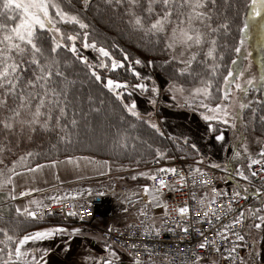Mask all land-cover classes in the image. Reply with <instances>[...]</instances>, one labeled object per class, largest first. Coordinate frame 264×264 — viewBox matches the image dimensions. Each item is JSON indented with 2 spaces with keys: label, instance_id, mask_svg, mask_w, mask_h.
I'll list each match as a JSON object with an SVG mask.
<instances>
[{
  "label": "snow or ice",
  "instance_id": "obj_1",
  "mask_svg": "<svg viewBox=\"0 0 264 264\" xmlns=\"http://www.w3.org/2000/svg\"><path fill=\"white\" fill-rule=\"evenodd\" d=\"M112 3L113 0H107ZM127 7L125 15L128 17L126 23L134 33H140L143 37L149 38L154 45H162L161 50L168 54V59L163 63L173 67L177 79L169 81L168 91L173 94V99L177 101V107H188L193 110L202 109L201 117L206 122L216 121L223 124L231 123L233 128L236 127L235 121L242 119L240 112L248 105L239 102L238 111H233L237 105V97L233 91V85L236 92L245 93V88L240 82V77L245 75L247 71L241 68L238 73L233 69H229L226 76L222 77L223 87L216 84L218 77V37L221 29L227 31L228 24L222 23L214 26L212 11L216 7L217 0H126ZM117 5H124L125 0H115ZM90 6V0H83V9L87 10ZM71 7V0H69ZM139 8L140 11L136 9ZM252 16H261L264 14V0H252L251 3ZM88 24L81 19L76 12L66 10L61 0H0V111L4 113L0 116V127L6 133L19 132L28 134V139L39 129L44 133L54 134L56 143L51 144V148L59 151L58 145L63 144L65 149L74 144L73 137H79L80 121L77 116L80 114L77 108L76 100L72 95L75 85L74 80H70L65 71L68 61L60 58V52L66 51L80 63L84 64L92 78L99 82L112 93L115 98L120 101L124 110L137 120H141V114L137 111L135 101L131 104L125 103L121 91L129 88L127 81L121 82L118 79L107 78L106 81L95 69L110 68L111 71L125 68L127 71L138 79H151V77H141V73L136 71L134 65H142L143 61L139 58L134 60L123 49H120L122 58L117 59L113 53L104 46H98L95 40L88 42L89 33L84 31L81 33L78 29H87ZM245 30L248 25L245 24ZM83 39L82 47L92 48L98 52V64L93 65L88 62L86 56L79 54L77 41ZM243 41H241V44ZM115 47V45H114ZM236 53L241 51L240 47L234 49ZM222 54L219 59H222ZM247 59V56L245 57ZM148 65L153 63L149 60ZM236 63L235 60L232 61ZM199 66L200 70H197ZM181 78H186V82H181ZM256 77L250 76L246 83L251 85ZM259 80L264 82V74H261ZM150 89L152 96L150 103L157 102L155 97L159 94L160 89L152 82ZM132 87L139 89L142 93L149 91L146 83H136ZM131 93H129L130 95ZM183 101L182 103L180 101ZM91 107L93 99L88 97ZM103 100L100 101L102 105ZM71 109V114H70ZM91 111L99 112L100 109L91 107ZM255 110H253L254 114ZM87 115V114H85ZM123 119V117H121ZM260 120L264 122V115L260 116ZM156 132H160L159 127L155 123L145 121ZM91 130L90 126H87ZM135 127V125H131ZM212 130V124L208 125ZM216 140H223L224 136L221 132L215 137ZM129 136L125 132L116 133L112 140V148L116 150H127ZM133 147H135L133 145ZM151 147V146H149ZM193 148L196 146L193 144ZM245 152L247 148L245 147ZM239 156L240 153H236ZM261 157H264V149L261 150ZM40 153L28 151L11 162V166L4 164L0 159V191L7 189L4 198L15 201L17 196L30 197L33 192H44L46 189L38 187L22 188L18 193L17 181L21 178L25 180L30 176L33 180L38 172H42L45 168L56 169L61 165L65 167L80 168L84 165L98 166L99 169L107 168L111 171L108 161H97L89 156H74L66 154L63 160L50 159L47 163H35L29 166V161L34 157H39ZM156 156L163 157L164 153L156 149ZM249 168L253 164H261L264 171V161L251 159ZM139 163V161H137ZM212 167L219 168L220 165L213 164ZM227 169V165L224 166ZM18 169H20L18 171ZM175 168H160L153 172H139L137 175L146 177L154 183L143 185L142 191L147 201H141L143 207L139 210L141 216H147L145 209L149 204L155 207L161 206L159 201L160 190L170 187L167 182V174H175ZM194 172L200 176L205 175L200 168L194 169ZM99 175H105L104 171H99ZM157 174L165 177L159 180L158 185L155 183ZM237 175L247 180L248 176L243 171H237ZM257 172H252V176H256ZM55 178L59 180V176ZM136 175L132 176L135 180ZM181 181H185L187 177L181 175ZM195 182V181H194ZM45 183H47L45 181ZM200 184H208V180H199ZM216 195H222L212 188ZM82 193L77 192L75 195H54L44 199L32 198L28 204L16 206L14 209V222H6L5 226L0 227V264H50L49 257L52 253L51 247H35L37 242L51 240L58 235L67 234L69 238L80 235L79 228L69 229L63 226H53L36 229L31 232L19 234V224L23 221H42L46 216H52L56 213L46 211L50 205L62 204L65 199L75 200L76 196ZM88 194L92 195L91 189ZM99 196L105 195L103 192L96 193ZM137 195L136 193L132 194ZM239 196V192L233 193V200ZM48 200L46 204L44 200ZM125 200L131 203V197L126 196ZM210 204L216 203L213 197ZM75 205H73V208ZM165 214H167V205H163ZM229 211L232 209V203L224 205ZM204 217L212 215V211L205 205ZM223 210V209H221ZM128 211L127 208L124 209ZM181 217L189 211L185 205L178 209ZM259 211V210H257ZM69 217L77 216L78 213L69 210L65 213ZM91 215V211L88 212ZM199 215V212H197ZM23 217V221L20 218ZM220 217L217 216L216 219ZM244 218V213L232 220L231 225L240 224ZM3 216L0 215V220ZM261 223L253 225L255 228H261L264 225V216H259ZM141 224L144 221L141 220ZM231 225H225L224 231H228ZM170 230V229H169ZM111 232L112 229L110 228ZM184 233L189 232V228L183 227ZM159 228L145 227L146 235H160ZM219 235V233H217ZM203 236L204 233H201ZM237 240H244V236L239 232H234ZM227 239L226 236L222 237ZM208 244H214V241L205 239L199 243L197 247L204 249ZM133 249L136 244H132ZM147 249V246H145ZM71 250L70 245H66L63 249L65 253ZM104 250L108 256L99 258L91 257V264H114L113 258L119 260L117 251L111 244L105 243ZM216 251H220L219 248ZM233 247L230 250L235 252ZM135 256L133 264H143L139 258V252L130 253ZM195 255V253H194ZM151 259V254L149 255ZM202 259L196 256V261Z\"/></svg>",
  "mask_w": 264,
  "mask_h": 264
},
{
  "label": "trees",
  "instance_id": "obj_2",
  "mask_svg": "<svg viewBox=\"0 0 264 264\" xmlns=\"http://www.w3.org/2000/svg\"><path fill=\"white\" fill-rule=\"evenodd\" d=\"M61 2L66 10L78 13L81 19L89 25L87 29H76L81 33L84 31L89 33L88 42L91 43L95 40L98 46L108 48L117 59L122 58L120 49H123L133 60L135 58L145 62L152 60L151 66L168 80V86L170 80L177 79L173 67L163 63L168 59V54L161 50L162 45H154L149 41V38L143 37L140 33L132 32L126 23L128 19L125 15L126 0L124 5H117L115 0L112 3H108L107 0H91L87 10L83 9L82 0H71V7H69V0H61ZM251 3L252 0H217L216 7L212 11L214 26L222 23L228 24L227 31L221 29L218 37V63L221 66L218 69L219 75L216 78V84L220 87H223L222 77L227 75L228 70L232 67V61L238 55L234 49L239 47L242 30L250 17ZM136 10L140 11L139 8ZM79 40H82V37ZM79 54L84 56L80 51ZM220 54H222V59H219ZM60 58L68 61L69 66L65 71L68 78L76 82L72 95L74 98H78L76 103L80 113L77 116L80 121L79 137L74 136V144L68 146L67 149L63 144L58 145L59 151L57 152L51 148V144L56 143L54 134L44 133L38 129L29 140L27 133L21 134L18 131L6 133L0 127V159L4 161V164L11 166L13 160L28 151L40 153L39 157H34L29 161V166H34L35 163H45L50 159L61 160L66 154L105 159L113 166L126 169L146 167L152 165L156 160L164 162L176 155L185 156L188 160H196L199 157L198 151L192 147L190 141L184 142L159 127L160 132L163 133L160 135L148 123H145V121H149L146 116L141 114L142 119L137 120L127 113L120 101L101 83L96 82L91 77L88 68L77 61L71 53L61 51ZM88 62L96 65L90 60ZM95 70L101 74L105 81L107 78L118 79L121 82L127 81L132 89H134L132 86L140 80L127 71L126 67L116 71L99 67ZM197 70H200L199 66H197ZM181 82H186V78H181ZM122 95L125 103L131 104L133 102L131 94L122 92ZM89 96L93 99L91 107L99 108V112L91 111L88 102ZM101 100L104 102L102 105L100 104ZM253 110H255L254 114ZM3 115L4 113L0 111V116ZM262 115H264V83L261 92L255 97L252 105L243 111V121L235 128L229 127L232 142L229 164L233 166L242 165L249 155H260L264 140V122L260 120ZM131 125H135V127H131ZM206 125L208 127L209 122H206ZM87 126H90L91 130H88ZM118 130L127 133L129 136L127 150L112 148V140ZM220 130L219 124L212 125V134L218 135ZM243 137L250 139L251 146L260 140L262 142L253 153L245 154L242 152V157L236 158V148L241 143L239 139L242 140ZM156 149L163 152L164 156L157 157ZM3 167L4 165H0V168ZM133 181L136 185L141 183L136 179ZM6 192L7 189L0 191V215L3 216V219L0 220V227L5 226L6 222H14L15 220V206L12 201L4 198ZM262 206H264L263 202L253 205L252 211L248 215L247 225L256 220L257 216H260ZM20 220L23 221V217ZM45 223L63 224L61 219L55 215L46 216L42 221H23L18 226L19 234L36 230ZM247 235L249 237L248 232Z\"/></svg>",
  "mask_w": 264,
  "mask_h": 264
},
{
  "label": "built area",
  "instance_id": "obj_3",
  "mask_svg": "<svg viewBox=\"0 0 264 264\" xmlns=\"http://www.w3.org/2000/svg\"><path fill=\"white\" fill-rule=\"evenodd\" d=\"M262 149H264V142ZM249 157L264 161L261 155H249L242 165L225 164L227 169L224 164L219 168L203 169L200 168L202 167L200 163L182 158H176L167 163L155 161L153 166L157 169L175 168L177 170L175 174L169 173L166 176L170 187L160 190L159 201L162 203L159 207V215L156 217L152 212L147 211L148 215L145 217L138 211L136 220L131 224L110 227L111 232L110 228L102 230L103 240L132 258L135 256L130 253L139 252V258L149 263L203 264L204 261H215L220 264H244L245 258L254 250V243L247 235L248 215L254 204L264 201V171L261 164H253L249 168L251 162ZM196 168H200L205 175L196 174L194 172ZM238 170L243 171L248 179L245 180L237 175ZM252 172H257V175L252 176ZM182 174L187 177L186 182L179 179ZM162 178L165 177L157 174L155 183L158 185ZM201 179L208 180L209 183L200 184ZM153 183L151 181V185ZM212 188L222 195L217 196ZM234 192H239V196L233 200ZM213 197L216 198V203L210 204L209 201ZM104 199V196L99 195L91 196L85 201L65 199L62 204L50 205L46 211L56 213L54 215L64 224L73 222L90 224L102 218L101 207ZM229 202L232 203L230 211L224 207ZM164 204L167 205V214H165ZM73 205H75L74 208ZM185 205L188 206L189 211L181 217L178 209ZM205 205L213 213L207 218L203 215L206 210ZM69 210L76 211L78 215L67 216L65 213ZM89 211L91 215H88ZM241 212L244 213V218L241 219L240 224L231 225L232 220ZM217 216L220 218L216 219ZM141 220L144 224H141ZM225 225H231L228 231H224ZM186 226L189 228L188 233L182 231V228ZM145 227L159 228L160 235H146ZM234 232H239L244 236V240H237L233 235ZM201 233L204 235L202 236ZM224 236L227 239H223ZM205 239L214 241V244H208L204 249L197 247ZM132 244H136L135 249L131 247ZM233 247L236 251L229 255ZM217 248L220 251H216ZM150 254L151 259H149ZM196 256L202 259L197 262Z\"/></svg>",
  "mask_w": 264,
  "mask_h": 264
},
{
  "label": "crops",
  "instance_id": "obj_4",
  "mask_svg": "<svg viewBox=\"0 0 264 264\" xmlns=\"http://www.w3.org/2000/svg\"><path fill=\"white\" fill-rule=\"evenodd\" d=\"M148 104L150 105L149 101ZM180 112L181 111L169 109L162 110L160 114V127L175 137L191 140L189 136L178 134L172 126L174 118L172 119L171 115L180 114ZM94 159L97 161H105V159ZM110 166L111 171H108L107 168L99 169L98 166L90 164L84 165L83 163L78 169L61 165L56 169L45 168L42 172L36 173L34 180L29 176L26 180L21 178L17 181V193L22 190V188L28 187H38L46 189V191L33 192L30 197L17 196V199L12 201L15 207L28 204V201L32 198L44 199L48 196L75 195L77 192H80L82 194L76 196L75 200L85 201L89 197L97 195L96 193L98 192L105 193L103 196L106 199V206L104 205V207L101 208L103 216L100 220L90 224L86 222H73L70 224L45 223L38 228L63 226L69 229V231L72 228H79L81 230L80 235L71 238H69L67 234L58 235L51 240H46L42 243L37 242V244L34 245L35 247L43 246L52 248L53 251L49 257L50 264H91V257H107L108 253L104 250V243L106 242L102 238V230L110 227L127 226L136 220L138 211L143 207L141 201H147V197L143 194L142 186H151V182L149 180L147 181L145 179L146 177L137 175L139 172H145L144 169H126L113 166L112 164H110ZM99 171H104L106 174L99 175ZM56 175L59 176V180L55 178ZM133 175L139 177L140 179L138 181H141V183L136 185L132 179ZM45 181L47 183H45ZM89 189H91L92 195L88 194ZM133 193L137 195L133 196ZM126 196L131 197V203L125 200ZM44 202L49 203L46 199ZM125 208L128 209L127 212L124 211ZM145 210L152 212L156 217L160 213V208L152 204H149ZM66 245L71 246V250L68 253L63 251ZM120 251H117L120 259L115 260V258H113L114 264H133L134 258L123 255L121 254L122 251ZM143 264L151 263L143 261ZM207 264L220 263L210 261V263Z\"/></svg>",
  "mask_w": 264,
  "mask_h": 264
},
{
  "label": "rangeland",
  "instance_id": "obj_5",
  "mask_svg": "<svg viewBox=\"0 0 264 264\" xmlns=\"http://www.w3.org/2000/svg\"><path fill=\"white\" fill-rule=\"evenodd\" d=\"M247 25H248L247 29L245 30L244 27L241 33V38L239 42V47L241 48V51L238 53L237 57L235 58L236 63L232 64L231 67V69H233L235 73H238V71L241 68L247 70L245 72V75L243 77H240V82L245 88L246 94L236 92L233 85V91L235 92V95L237 97V105L234 106L233 111L239 110L238 109L239 102H243L247 104L248 106L246 108H249L252 105L255 97L261 92L264 83L259 80L260 75L264 74V14H262L261 16L253 17L252 8H251L250 17L247 21ZM241 41H243L242 44ZM82 43H83V39L78 40L77 48L80 52L83 53L84 56L88 58V60L92 61L95 64H98V59H104L103 57H99L98 52L94 51L92 48H87V49L83 48ZM246 56L247 59H245ZM134 67L136 71L141 73V77H151V79H140L138 82V83L141 82L146 83L148 85L149 91L142 93L139 89L137 88L132 89L130 87L126 90L121 89L118 91L126 92L128 94L131 93L133 97V101H135L136 103L137 111L143 116H146L151 123L157 124L158 127H160L161 125L160 114L162 110L169 109L174 111L175 110L181 111L182 113L180 112V114L171 115L172 116L171 118L172 119L174 118L173 119L174 122L172 126L175 128L178 134L182 136L183 135L189 136V138L191 139V140L182 139L184 142L190 141L192 145L194 144L196 146L195 149L198 151L199 157L196 160H192V161H196L200 163L202 166L200 168L203 169L213 168L212 167L213 164H218L220 166L223 164L224 165L229 164L228 159L232 154V142H231V135L229 133V127H232L231 123L223 124L216 121L209 122L213 126H216V124H219L221 126L220 133L221 132L223 133L224 139L219 141L216 140L215 137L217 135L212 134L211 130H209V127H207L206 125V121H204L201 117V112L203 111L202 109L193 110L188 107H177V101L173 99V94L167 90L169 87L168 80L163 75L158 73L151 65H148V63L145 61H143L142 65H134ZM250 76L256 77V80L251 85L246 83V80ZM153 81H155V85L159 87L160 92L155 97L157 101L155 105L152 103H150L149 105L148 101H150V97L152 96L150 89L153 86L152 83ZM180 102L182 103L183 101L181 100ZM246 108H244L240 112L241 116ZM242 121L243 119H237L235 121L236 126H238ZM239 140L241 141V143L236 148V153L238 152L240 153V155L236 156V158H241L242 152H244L245 154L253 153V151H255V149L257 148V146L259 144L261 145L262 142L260 140V142L254 144V146H251V141L247 137L246 138L243 137L242 140L241 139ZM245 147L247 148V152H245ZM176 158L186 159L185 156L176 155L174 157L166 159V161L164 162L162 161L159 162L167 163ZM153 163L152 165L142 167L139 169H144L145 172L156 171L157 168L153 166ZM139 179L140 178L137 177L136 181H138ZM145 179L147 181L149 180L147 178ZM149 181L151 182V180ZM262 202L264 205V201ZM104 205L106 206V199H104V203L102 207H104ZM262 207L263 208L261 209L262 212L260 216H264V206ZM258 217L259 216H257V219L254 220L253 222H250V224L248 225V234H249V238L254 243V250L252 251L251 254H249L245 258L244 264H264V225H262V227L259 229L253 227L254 224L261 223ZM114 249L120 251L116 247H114ZM121 254L125 255L123 252H121ZM207 263L210 262L208 261L203 262V264H207ZM151 264H156V263H151ZM161 264H165V263H161Z\"/></svg>",
  "mask_w": 264,
  "mask_h": 264
}]
</instances>
